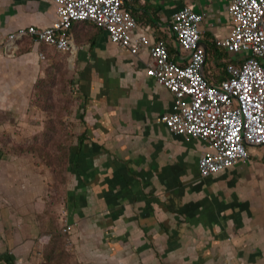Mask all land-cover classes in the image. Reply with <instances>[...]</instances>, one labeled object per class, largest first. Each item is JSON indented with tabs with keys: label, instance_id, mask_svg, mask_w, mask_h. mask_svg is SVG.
<instances>
[{
	"label": "crops",
	"instance_id": "obj_1",
	"mask_svg": "<svg viewBox=\"0 0 264 264\" xmlns=\"http://www.w3.org/2000/svg\"><path fill=\"white\" fill-rule=\"evenodd\" d=\"M230 1L124 3L137 31L150 45L164 39L179 64L188 53L171 34L172 15L185 6L203 12L204 75L215 83L225 77L226 54L215 41L230 34ZM54 18L53 0H0V44ZM69 34L75 48L66 55L79 69L84 103L60 193L37 153L19 147L29 142L28 128L14 132L0 117L9 130L0 133V264H264V145L201 177L198 160L209 147L161 121L173 98L146 74L150 45L132 55L89 22H74ZM30 44L24 60L33 68L48 46ZM16 61L0 54L1 108L23 88L9 77Z\"/></svg>",
	"mask_w": 264,
	"mask_h": 264
},
{
	"label": "built area",
	"instance_id": "obj_2",
	"mask_svg": "<svg viewBox=\"0 0 264 264\" xmlns=\"http://www.w3.org/2000/svg\"><path fill=\"white\" fill-rule=\"evenodd\" d=\"M55 18L43 28L20 27L0 44V54L12 57L20 42L52 47L72 55L75 45L69 28L89 22L104 30L109 40L132 55L150 45L149 35L137 31V21L124 0H53ZM228 36L217 39L223 48L225 77L212 83L204 75L206 51L199 24L204 13L190 7L177 10L170 21L171 34L188 53L186 64L175 62L166 41L150 45L152 64L146 74L172 94L171 111L161 121L174 134L202 140L209 147L198 160L206 178L248 158L247 146L264 145V0H231ZM38 57L45 58L41 50ZM62 232L71 225L61 214Z\"/></svg>",
	"mask_w": 264,
	"mask_h": 264
},
{
	"label": "rangeland",
	"instance_id": "obj_3",
	"mask_svg": "<svg viewBox=\"0 0 264 264\" xmlns=\"http://www.w3.org/2000/svg\"><path fill=\"white\" fill-rule=\"evenodd\" d=\"M30 43L28 40L20 43L12 56L17 65L9 77L23 88L21 93L10 95L5 108L0 107V117L10 122L14 132L25 133L28 128L29 142L19 147L37 153L60 193L67 153L76 142L84 103L79 69L69 56L50 47H43L45 58L34 61L32 68L24 60L30 52ZM0 133L7 134L9 130L0 124ZM66 242L61 241V246L67 245Z\"/></svg>",
	"mask_w": 264,
	"mask_h": 264
}]
</instances>
